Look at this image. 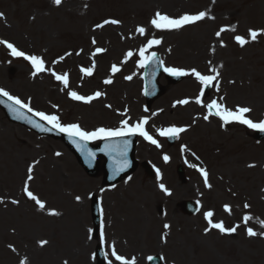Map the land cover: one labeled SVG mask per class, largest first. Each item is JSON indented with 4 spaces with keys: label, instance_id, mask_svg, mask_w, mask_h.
Listing matches in <instances>:
<instances>
[{
    "label": "rangeland",
    "instance_id": "1",
    "mask_svg": "<svg viewBox=\"0 0 264 264\" xmlns=\"http://www.w3.org/2000/svg\"><path fill=\"white\" fill-rule=\"evenodd\" d=\"M201 11L215 19L206 18L178 32L157 31L150 23L156 12L178 18ZM0 13L4 16L0 18V40L12 42L25 52L42 57L46 68L57 74L70 73L67 89L47 71L31 76L29 67L22 61L12 60L0 45V88L28 103L33 110L56 115L65 125L79 124L85 131L118 127L122 118L136 123L140 117L148 118L147 128L152 131L171 126L189 130L186 135L181 133L173 146L162 144L152 154L147 148L139 147L137 159L154 163L166 189L169 186L168 192L173 190L175 194L177 186L189 188L188 191L195 190L181 201H196L202 206L200 214L186 220L180 203L172 204L173 208L168 207L173 196L168 200L159 196L156 206L165 200L172 213L175 215L174 211L177 212L175 223L172 220V226L165 230L163 222L155 217L156 206L150 210L138 207L136 214L140 221L136 222L138 227L134 230L144 237L143 245L130 241L126 254L115 243L103 244L110 261L108 264H119L111 256L113 246L118 253L126 256L156 254L155 246L162 237L167 241L161 246L162 252L159 251L166 258L164 264H264V237L249 238L245 231L246 227H252L257 233L264 232L259 223L264 221V140L256 141L252 134L245 135L237 127H221L217 117L210 116L205 121L206 107L195 103L201 85L191 76L181 77L182 80L172 86H167V81L161 77L159 84L167 88L161 97L146 107L142 86L144 68L137 67L140 48L146 45L148 39H161V44L153 46L146 55L155 52L164 66L186 71L195 68L204 75H213L209 71L212 67L219 70V90L216 87H210L208 91L205 89L202 97L204 105L214 99L233 110L247 105L252 109V119H264V36L243 48L234 41L235 35L247 38L249 28L264 29V0H63L59 7L53 5L52 0H0ZM105 19H116L120 23L95 28ZM140 26L146 29L144 36L136 32ZM233 26L235 32L226 31L217 39L215 33L221 27L231 29ZM93 38L95 45L92 44ZM221 40L226 47L220 46ZM96 48L106 51L93 57ZM129 51L133 57L125 63V54ZM93 62L96 65L93 75L84 76L80 67H91ZM113 65L120 71L113 74ZM129 75L133 77L131 81L124 78ZM109 78L113 82L105 84L104 80ZM69 91L83 96L99 91L102 95L91 104H84L71 100ZM184 99L189 100L187 105L176 103ZM106 105L111 106L106 108L107 111L104 110ZM123 107L126 115L121 116L119 113L123 112L120 111ZM111 109L117 113L112 114V111L109 112ZM95 111L103 113L99 115ZM1 123L5 125L3 129L13 126L23 133L22 141H16L19 146L11 145L12 139L20 135L0 128V198L9 197L10 200L5 204L6 209H0L12 214L16 221L8 219L4 227L7 230L3 231L5 238L0 237V251L11 258V264H20L24 258L27 264H64V261L68 264H94L92 251L95 243L83 250L73 240L75 232L67 234V227L71 224L82 241L86 232L90 243L89 236L92 239L94 229L90 199L94 196L100 198L102 212L106 211L108 223L105 222V225L109 228L108 235L111 233L109 237L121 241L125 235L130 240L129 233L118 230V226H126L125 213L122 212L128 204L124 201L126 195H122L124 192L110 193L108 190L111 187L105 185L101 170L89 174L61 141L38 136L10 122L0 110ZM209 126L212 130L206 128ZM23 146L35 153L21 155ZM179 146L188 148L183 155L192 165L201 166L189 155L201 159L209 174L211 189L206 188L204 180L184 166L187 182L179 183L175 172L178 166H182ZM142 150L148 152L147 157ZM53 151L69 154L70 162L76 167L68 166L63 170L65 166L60 167L59 164L66 163L65 158L56 156ZM164 156L169 157L168 164L163 163ZM28 162L33 166L34 177L28 182L30 190L46 203L47 210L59 212V216L38 211L34 202L24 195L23 185L28 174L24 168ZM249 164L255 167L250 168ZM126 180L129 182L127 189L132 186L139 188L141 184L146 188L147 183L153 187L154 181H160L156 173L153 179L149 178L140 163L133 176L121 182ZM77 196L81 197L79 203L75 199ZM148 197L153 199L152 194ZM13 199L19 204L13 205ZM245 203L250 208L245 209ZM225 205L230 206L231 214L224 211ZM206 211L214 213V222L223 221L225 227H240L233 235H221L216 230L205 235L204 229L208 225L202 218V212ZM245 214L253 218L247 225L242 223ZM19 221L24 222L21 225ZM101 225L104 228L102 222ZM22 226H26L25 231ZM115 233L121 238L114 236ZM40 240H47L48 244L41 248L38 246ZM10 245L16 249L15 252ZM0 264L10 263L3 257Z\"/></svg>",
    "mask_w": 264,
    "mask_h": 264
},
{
    "label": "snow or ice",
    "instance_id": "2",
    "mask_svg": "<svg viewBox=\"0 0 264 264\" xmlns=\"http://www.w3.org/2000/svg\"><path fill=\"white\" fill-rule=\"evenodd\" d=\"M63 0H52L53 5L56 7L61 6ZM0 18H4L3 13H0ZM215 19V17L208 15L207 12L201 11L195 15H189L184 14L179 16L178 18H173L165 14H161L160 12H156L154 17L151 19L150 23L152 28L156 29L157 31H180L187 26L195 25L197 22L204 21L205 19ZM120 23L119 20L116 19H105L103 23H99L95 25V28H103L105 25H118ZM226 31H232L235 32V26H233L231 29L221 27L216 33L215 36L217 39L221 38V34ZM136 32L139 33L141 36H144L146 34V29L142 26L137 27ZM261 36H264V29H252L249 28L247 32V38L245 36L241 35H235L234 41L237 45H239L241 48L245 47L250 42H256L257 39ZM161 39H148L147 43L144 47L140 48L139 50V57L140 59L137 62V67L144 68L149 63L155 61L157 64H159L161 67H163L164 72H166L170 76L174 77H183V76H191L194 77L195 80L201 85L200 89V95L196 97L195 103L197 105H201L206 107L207 114L204 115L203 119L205 121L209 120L210 116L217 117L222 123L221 127L224 125L230 124V123H238L241 125H245L246 127L250 129H257L261 132H264V120H261L259 122H254L252 119H250L247 114L252 111L249 107L244 106H237L234 110L227 108L224 104L218 102L217 100H212L207 105L203 104L202 97L204 95L205 89L209 87H216L217 90H219V83L218 78L220 76V72L217 68L212 67L209 69L210 72L214 73L213 75H204L201 74L199 71H197L195 68L191 69L190 71H186L183 69H178L175 67H166L163 64V61H159L157 59L156 53L152 52L150 55H146V52L151 49L153 46H158L161 44ZM92 44H96V40L93 38ZM0 45H3L5 48H7L10 52V55L16 58H23L24 60L28 61L31 65V68L33 70L32 74L33 76H36L41 73H45L46 71L49 72V74L54 77L56 81H58L61 85H63V88L67 89L69 87V75L68 73L64 74H57L55 71H52L50 69L46 68L45 61L42 57L37 55H28L24 53L23 51L18 50L12 43L0 40ZM221 47H226V45L222 42L220 43ZM106 51L103 48H96L95 51L92 53V56L95 57L97 54H100L102 52ZM212 51L214 52L215 49L213 48ZM80 53H77L79 55ZM68 55H71V53H68ZM133 57V53L131 51L127 52L125 54V58L123 62H127L129 59ZM63 59V57H61ZM211 64V61H209ZM96 65L95 62H93L91 67H81L80 71L84 76L91 77L93 75L94 69ZM222 67V65H221ZM112 73L115 74L120 71V68L116 65L112 66L111 69ZM126 80L131 81L132 76H126L124 77ZM113 81L111 78L104 80L105 84H111ZM215 82V83H214ZM102 93L97 91L93 95L89 96H83L79 95L75 91H69L68 96L71 100L82 102L84 104H91L92 101L97 100L101 97ZM0 97L7 98L8 101L11 103L8 105L9 110L16 114V117L18 119H28L25 117L24 113L28 112L31 113L33 117H37L40 121H44L46 124L50 125L51 128L55 129L57 132L64 133L69 140L76 146L77 151H79L82 155H84L88 159H94V153L88 148L89 142L92 141H105V149L108 150L113 147L112 142L121 139L123 140V147L120 148L117 146L115 148L116 151L119 152L120 156L124 158L123 164H117L115 168V173L119 174L120 172L124 171L126 169L127 165V149L129 146V141L126 139H123L125 137H132V136H140L145 141L149 142L152 145H155L157 148L160 147V144L158 141L153 138L152 135L149 134V132L146 130V125L148 124V118H142L136 123H130L129 119H123L120 121V127L118 128H104L99 127L96 128L94 131H85L83 130L79 124H62L59 117L56 115H48L42 111H35L33 110L28 103H25L20 98L10 95L7 91L0 89ZM223 99V97H221ZM176 103L180 105H187L189 103V100L184 99L177 101ZM175 107V104L173 105ZM106 107H111L110 105H106ZM147 110V109H146ZM121 116L126 115L125 112L119 113ZM155 115V113L153 114ZM28 122L32 124L35 128H40L41 131H45L40 124H38L35 120L28 119ZM187 131V128L184 127H176L171 126L168 128H161L157 130V134L161 137L166 138H178L181 133H184ZM57 156L60 155V153H56ZM169 159L168 156H164L165 162H167ZM248 167H255L253 164H249ZM197 171L200 172V175L204 179V185L206 188L211 189L212 185L209 183L208 179V172L204 170L203 168H197ZM27 178L23 185V193L27 197L28 200L34 202L36 209L40 212L47 211V214L49 216H59L60 213L52 210H47L46 203L42 201L40 198H38L37 195H35L29 188V181H32L34 179L33 177V166L30 165L27 169ZM157 178L159 179V172H157ZM130 179V177H129ZM160 190L163 191L166 195H170V193L167 191L165 186L163 184L159 185ZM77 203L80 202L81 197L77 196L75 197ZM0 202H3L0 200ZM11 203L13 205H18V200H11ZM244 208L248 209L250 208V205L245 203ZM224 211L231 214V208L229 205L224 206ZM204 219L207 222V227L204 229L205 235H207L211 230L218 231L221 235H233L237 232L240 225L232 226V227H225V224L223 221L221 222H214L213 217L214 213L212 211H206L203 213ZM253 218L250 215L245 214L242 217V223L244 225H247L249 221H251ZM261 227L264 228V221L259 222ZM163 228L165 230H168L170 228V225L165 223L163 225ZM246 235L249 238L257 237L258 235L261 237H264V232L257 233L253 230L252 227H246L245 229ZM89 233H91V229H89ZM89 239H91V235L89 236ZM163 243H166V239L164 237L161 238ZM100 241L101 243H106V237L103 232V225H101V233H100ZM48 244L47 240H40L38 241V246L43 248ZM13 252L16 251L14 247L11 245L9 246ZM111 256L115 259V261L119 262V264H136L135 258L127 259L122 255H119L115 249V247H112ZM149 261L153 260L154 257L149 256L147 257ZM161 260H166L165 257L161 256ZM20 264H27V259H21ZM64 264H68L67 261H64Z\"/></svg>",
    "mask_w": 264,
    "mask_h": 264
},
{
    "label": "bare ground",
    "instance_id": "3",
    "mask_svg": "<svg viewBox=\"0 0 264 264\" xmlns=\"http://www.w3.org/2000/svg\"><path fill=\"white\" fill-rule=\"evenodd\" d=\"M21 68H23V67H21ZM96 113L100 115L103 112L97 111ZM4 126H5L4 123L0 124V128L3 131L9 132V133H11L13 135H15V134L20 135V136L14 137L12 139V141H11V145L19 146V143H16V141H22V138H23L22 131L18 130L17 128H15L13 126H10L9 129H3ZM206 128L208 130H212V126H209V127H206ZM186 134L187 133H185V135ZM245 134H248V132H245ZM21 144L24 145V142H21ZM21 149H22L21 155H24V156L25 155H31V154L35 153V151L30 150L26 146H23V148H21ZM34 149L35 150H41V148H39V147H34ZM53 153L56 155L57 152L53 151ZM59 156L65 158V162L66 163L59 164L60 167H64L65 166V168L63 170H66V167H68V166L76 167L74 165V163L70 162V159H69L70 155L69 154H67V153L63 154V152H61ZM24 170H25V168H24ZM58 171L60 173L61 170H56V172H58ZM89 183L95 185L94 182H89ZM87 185H88V183H86V186ZM145 187L146 188H144L142 186V184H141L139 188H136L135 186H132L130 189H127L124 184H120V185L116 186L115 188H112L113 190L109 191L110 193L124 192L122 195H126V198L124 199V201L126 203H128V204H127V206H125L123 208V211H122V212L125 213L124 219H125V224L127 226V227L126 226L122 227V228H124V230L122 231L124 234L125 233H129L130 231H134V228L138 227V225L136 224L137 221H140L138 216H137V214H136V209L138 207L144 206V208L147 207L148 210H150L151 208H154L156 206V204L159 202L158 198H159L160 194H158L156 192L154 194H152L153 195V199H150V197H148L150 195L148 193V191L151 190V184H146ZM124 188H125V191H123ZM133 192H136V194L134 195ZM191 192H192V190L188 191V189L186 187L183 188V189L179 188V187H176L175 188V194L172 195V196H174V198L171 200V202L169 203L168 207L173 208L172 204H175L176 202L180 203L179 200L181 199V197L188 196L189 194H191ZM5 201H6V199H5ZM138 201H141L143 205L137 204ZM138 203H140V202H138ZM167 203H168V201H167ZM167 203L164 205V207H161L159 205L156 206V208L159 211L157 212L156 209H155V212H156V216L155 217L159 220V217H158L157 213L158 214H163L166 217V219H167L166 223L169 224L170 226H172V220L175 223L177 212L174 211V213H175V215H174L172 213L171 209L167 207ZM8 219L11 220V221H15L14 218L12 217V214H8L6 212H3L0 209V230H2L0 232V237L5 236L3 231L5 229L4 227L7 226V224H8ZM19 222L22 225V223L24 221H19ZM22 228H23V231L26 230V226H22ZM5 230H7V229H5ZM72 232H75V237L73 238V240L75 242H77V243H80V241H81L80 237L81 236L78 234V232L74 228H71V224H70L67 227V234L69 235ZM130 239L131 240H135V241L138 240L135 237H133V238L130 237ZM2 256L5 258V260H8V262L11 264V261H12L11 258H9L6 254L4 255L1 251H0V263H1L2 258H3Z\"/></svg>",
    "mask_w": 264,
    "mask_h": 264
}]
</instances>
